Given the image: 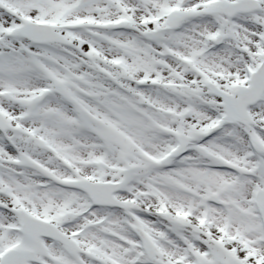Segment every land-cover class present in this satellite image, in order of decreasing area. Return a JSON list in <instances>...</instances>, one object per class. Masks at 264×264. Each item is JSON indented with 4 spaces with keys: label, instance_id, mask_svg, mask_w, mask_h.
<instances>
[{
    "label": "snow or ice",
    "instance_id": "6c2138e0",
    "mask_svg": "<svg viewBox=\"0 0 264 264\" xmlns=\"http://www.w3.org/2000/svg\"><path fill=\"white\" fill-rule=\"evenodd\" d=\"M0 264H264V0H0Z\"/></svg>",
    "mask_w": 264,
    "mask_h": 264
}]
</instances>
